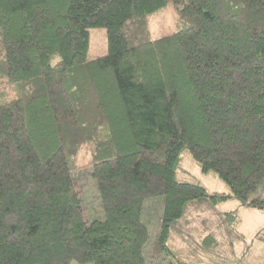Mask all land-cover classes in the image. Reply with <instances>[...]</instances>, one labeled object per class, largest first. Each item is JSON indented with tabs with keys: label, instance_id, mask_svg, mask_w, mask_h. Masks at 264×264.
Listing matches in <instances>:
<instances>
[{
	"label": "trees",
	"instance_id": "obj_1",
	"mask_svg": "<svg viewBox=\"0 0 264 264\" xmlns=\"http://www.w3.org/2000/svg\"><path fill=\"white\" fill-rule=\"evenodd\" d=\"M169 1L189 25L130 43ZM90 28L106 31L102 56ZM0 39L6 82H34L0 104V264H147L151 198L158 252L186 264L168 242L187 203L264 211V0H0ZM83 149L102 220L85 221L76 190ZM183 150L229 191L178 181Z\"/></svg>",
	"mask_w": 264,
	"mask_h": 264
},
{
	"label": "rangeland",
	"instance_id": "obj_2",
	"mask_svg": "<svg viewBox=\"0 0 264 264\" xmlns=\"http://www.w3.org/2000/svg\"><path fill=\"white\" fill-rule=\"evenodd\" d=\"M238 11L239 5L234 9ZM189 25L180 17L179 9L173 1L161 10L148 15L144 20L131 24L134 34L129 35L130 43L155 39L176 32ZM89 58L102 56L107 52L106 31L104 28H90ZM1 40V39H0ZM5 63L0 56V104L13 98L24 97L34 82L9 84L4 74ZM78 169L73 177L76 190L83 207L86 222L104 219L99 193L91 172V150L83 149L78 157ZM176 179L204 186L209 193L228 192L229 189L214 173H202L199 164L187 150H183L176 167ZM258 195L264 197L261 186ZM163 198H151L145 201L142 222L150 231V241L144 248L147 264H177L164 253L158 252L156 236L163 209ZM237 211L239 222L233 228L222 221L229 211ZM222 212V214H221ZM222 215V216H221ZM263 238L257 239L255 235ZM211 235L214 241L209 247L202 243ZM264 211L243 206L237 200L220 203L212 210L208 199L191 201L185 211L171 228L168 244L175 256L186 264H264ZM71 264H80L72 261ZM92 264V263H86Z\"/></svg>",
	"mask_w": 264,
	"mask_h": 264
},
{
	"label": "crops",
	"instance_id": "obj_3",
	"mask_svg": "<svg viewBox=\"0 0 264 264\" xmlns=\"http://www.w3.org/2000/svg\"><path fill=\"white\" fill-rule=\"evenodd\" d=\"M184 182H187V181H184ZM207 190V189H206ZM219 204H217V205H215V206H212V210L214 211L215 210V208L218 206ZM221 214H222V212H221ZM222 216V215H221ZM256 236V235H255Z\"/></svg>",
	"mask_w": 264,
	"mask_h": 264
}]
</instances>
